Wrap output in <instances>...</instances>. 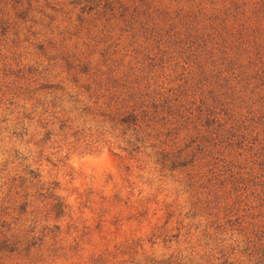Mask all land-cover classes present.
<instances>
[{
  "label": "rangeland",
  "instance_id": "374dc122",
  "mask_svg": "<svg viewBox=\"0 0 264 264\" xmlns=\"http://www.w3.org/2000/svg\"><path fill=\"white\" fill-rule=\"evenodd\" d=\"M0 0V264H264V0Z\"/></svg>",
  "mask_w": 264,
  "mask_h": 264
},
{
  "label": "trees",
  "instance_id": "16d2710c",
  "mask_svg": "<svg viewBox=\"0 0 264 264\" xmlns=\"http://www.w3.org/2000/svg\"><path fill=\"white\" fill-rule=\"evenodd\" d=\"M87 1H90V2H92V1H97L98 3L100 2V1H102V0H87ZM103 2H104V5H103V7L104 8H109V7H111V2H110V0H103Z\"/></svg>",
  "mask_w": 264,
  "mask_h": 264
}]
</instances>
